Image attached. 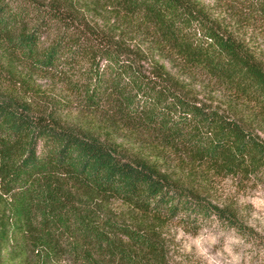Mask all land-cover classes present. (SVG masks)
Instances as JSON below:
<instances>
[{
    "label": "trees",
    "instance_id": "16d2710c",
    "mask_svg": "<svg viewBox=\"0 0 264 264\" xmlns=\"http://www.w3.org/2000/svg\"><path fill=\"white\" fill-rule=\"evenodd\" d=\"M214 1L0 0V264H174L167 224L246 233L208 183L264 176V0Z\"/></svg>",
    "mask_w": 264,
    "mask_h": 264
},
{
    "label": "rangeland",
    "instance_id": "374dc122",
    "mask_svg": "<svg viewBox=\"0 0 264 264\" xmlns=\"http://www.w3.org/2000/svg\"><path fill=\"white\" fill-rule=\"evenodd\" d=\"M208 7L230 13L228 5L219 9L214 0H200ZM228 20V17H227ZM38 83L45 89L51 84L45 79ZM208 95L206 88L201 89ZM214 100H221L220 92H209ZM212 200L228 204L237 213L246 233L214 221H205L195 232H187L176 223L164 227L168 256L174 264H264V176L239 180L217 177L208 183Z\"/></svg>",
    "mask_w": 264,
    "mask_h": 264
}]
</instances>
